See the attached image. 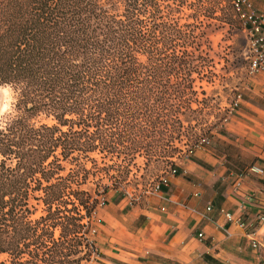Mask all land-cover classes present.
Here are the masks:
<instances>
[{
	"label": "trees",
	"instance_id": "obj_1",
	"mask_svg": "<svg viewBox=\"0 0 264 264\" xmlns=\"http://www.w3.org/2000/svg\"><path fill=\"white\" fill-rule=\"evenodd\" d=\"M163 2L161 9L159 0H0V84L14 93V113L0 128V253L9 264H61L72 249L60 245L93 247L87 228L98 199L77 188L90 172L81 162L89 153L125 161L164 144L157 126L174 118L172 99L189 91L198 66L185 30L197 25L171 17L183 0ZM160 34L167 46L173 35L181 42L165 63ZM39 115L51 122H35ZM148 133L155 147L141 143ZM61 161L72 164L65 174ZM30 197L45 215L29 219ZM63 198L73 214L64 216L61 240L46 241L45 221L57 224Z\"/></svg>",
	"mask_w": 264,
	"mask_h": 264
},
{
	"label": "crops",
	"instance_id": "obj_2",
	"mask_svg": "<svg viewBox=\"0 0 264 264\" xmlns=\"http://www.w3.org/2000/svg\"><path fill=\"white\" fill-rule=\"evenodd\" d=\"M253 2L264 10V0ZM237 114L226 129L231 138L220 135L227 154L199 149L159 191L138 202L113 194L95 209V264H264V221L255 219L264 212V177L235 176L252 164L264 169V111ZM225 212L252 225L242 228Z\"/></svg>",
	"mask_w": 264,
	"mask_h": 264
},
{
	"label": "rangeland",
	"instance_id": "obj_3",
	"mask_svg": "<svg viewBox=\"0 0 264 264\" xmlns=\"http://www.w3.org/2000/svg\"><path fill=\"white\" fill-rule=\"evenodd\" d=\"M227 1L231 4L232 0H183L184 4H181L180 9H175L171 14L173 20L178 21L179 24L195 23L197 25H191L185 29L189 38L186 48L193 54L195 57L193 63L198 66L190 74L191 87L184 97L172 99V103L176 106L172 112L174 118L168 120L167 124L157 126L156 139L159 135L164 137L161 148L156 147L148 154L139 150L125 161L104 157L99 151H93L89 153V159L81 160L82 165L90 169V172L86 175L85 182L79 187L72 185V188L77 187L87 191L91 199L97 198L98 202H104L98 204L96 208L104 206L107 198L113 194L132 199L133 202L142 200L153 192V186L162 175L192 156L187 152L189 147L202 138H208L220 154H227L225 146L220 144L224 142L220 135H229L226 129L234 123L232 119L238 115L237 112L249 111L252 108L264 111V73L256 75L249 73L245 58L246 38ZM159 3L163 9V0H159ZM199 4H202V8ZM200 31L203 33L201 34ZM160 36V55L165 63L168 55L180 53L181 42L178 36L173 35L171 44L167 46L163 43L161 34ZM142 60L145 61V57H142ZM173 67L170 79L172 83H175L177 81L176 63ZM237 94L242 95L244 104L241 103L242 106L235 108L231 115L229 110ZM13 113L12 104L11 110L2 118L4 122ZM34 121L51 122L43 115L35 117ZM148 136L149 138H140L141 143L142 141L143 143L153 142L152 146L155 147L156 141L153 134L148 133ZM228 137L231 138V136ZM61 165L64 167L61 174H65L72 167V164L66 161H61ZM68 199L72 200V197ZM66 202L64 203L63 200L59 202L57 210L53 211L52 218L57 223L55 226H51L50 220L46 219L44 235L46 241L50 237L59 242L64 235V216L73 214L69 201L66 200ZM28 203L32 212L29 219L33 220L46 214L39 201L30 197ZM80 212L83 216L86 214L83 210ZM89 221L87 238L93 247L88 251L82 246L70 247L65 243L60 245L62 251L72 249V253L67 257L68 262L61 264H77V259L80 257H84L81 264L96 263L99 252L95 233L91 231L95 224L93 219L90 218ZM84 222H87V218ZM0 264H9V257L5 253H0Z\"/></svg>",
	"mask_w": 264,
	"mask_h": 264
},
{
	"label": "built area",
	"instance_id": "obj_4",
	"mask_svg": "<svg viewBox=\"0 0 264 264\" xmlns=\"http://www.w3.org/2000/svg\"><path fill=\"white\" fill-rule=\"evenodd\" d=\"M232 6L237 13L241 31L244 33L246 38V48H245V58L248 62L249 73L256 75L257 73L264 72V10H259L255 7L253 0H233ZM242 102V95L237 94L234 99L232 106L229 110V114H233L235 108L239 107ZM210 143L208 138H202L194 143L188 149V154L193 155L197 150L207 147ZM178 169L173 167L169 169L164 175H162L159 180L153 186V191H159L161 186H166L169 183V176L176 175ZM251 175H260L264 177V169L257 165H250L242 169L237 173L236 179L241 180L243 178L249 177ZM104 203V202H101ZM98 202V204H101ZM211 205H207L206 210L211 209ZM205 216V213H203ZM95 216V209L91 213V219ZM225 218L228 221H233L242 228H249L252 224L245 222L241 217H234L231 213L225 212ZM257 222L264 221V212H259L256 215ZM91 231L95 233V229L92 228ZM249 235H251L249 233ZM198 237H203L202 233H198ZM256 240H252V245L257 246Z\"/></svg>",
	"mask_w": 264,
	"mask_h": 264
},
{
	"label": "clouds",
	"instance_id": "obj_5",
	"mask_svg": "<svg viewBox=\"0 0 264 264\" xmlns=\"http://www.w3.org/2000/svg\"><path fill=\"white\" fill-rule=\"evenodd\" d=\"M14 102V93L11 85H0V128H4L6 123L2 119L4 114L11 110Z\"/></svg>",
	"mask_w": 264,
	"mask_h": 264
}]
</instances>
